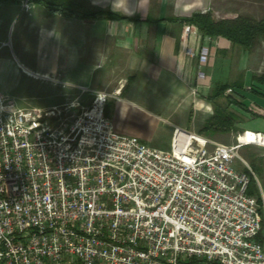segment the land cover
I'll return each instance as SVG.
<instances>
[{
  "label": "built area",
  "instance_id": "built-area-1",
  "mask_svg": "<svg viewBox=\"0 0 264 264\" xmlns=\"http://www.w3.org/2000/svg\"><path fill=\"white\" fill-rule=\"evenodd\" d=\"M116 92L63 109L0 93V264H264L260 205L233 167L255 178L238 150L264 133L226 145L173 126L161 150L114 129Z\"/></svg>",
  "mask_w": 264,
  "mask_h": 264
},
{
  "label": "crops",
  "instance_id": "crops-1",
  "mask_svg": "<svg viewBox=\"0 0 264 264\" xmlns=\"http://www.w3.org/2000/svg\"><path fill=\"white\" fill-rule=\"evenodd\" d=\"M21 1L17 16L22 32L36 41V58L31 68L23 65L24 71L58 75L89 90V100L93 91H117L107 101L105 115L121 134L149 145L150 131L159 122H167L170 132L178 126L160 112L171 117L193 100L219 99L211 97L222 85L218 59L230 44L221 37H203L196 27L172 20L206 12L207 0H82L92 9L124 16L119 20L63 17L35 4L25 11L20 9ZM202 46L209 49L203 63L185 54L186 49ZM199 71L203 78H197ZM169 143L170 138L166 147L150 145L169 150ZM255 157L263 212L259 240L264 250V151Z\"/></svg>",
  "mask_w": 264,
  "mask_h": 264
},
{
  "label": "rangeland",
  "instance_id": "rangeland-1",
  "mask_svg": "<svg viewBox=\"0 0 264 264\" xmlns=\"http://www.w3.org/2000/svg\"><path fill=\"white\" fill-rule=\"evenodd\" d=\"M18 5L19 3L16 2H0V93L22 108L56 106L63 109L64 105L75 101L88 104L89 90L65 82L64 78L58 75L43 76L39 72L24 71V66L31 68L36 58L35 48L33 49L36 41L32 39L33 35L22 32L17 16ZM207 7L204 13L211 14L214 20L240 15L249 16L255 20L264 18V0H207ZM226 42L229 43L227 40ZM228 46H230L227 49L228 52L220 55L218 59L221 60V65L217 69L219 83L243 84L242 89L228 88L225 96L243 100L251 111H243L234 104H228L224 97H219L218 100H193L192 103L183 105L182 110L171 113V117H168L166 112L160 113L163 117L175 122L177 127L198 134L200 127L215 112V106L223 111L232 112L239 118L236 130L216 133L211 137L205 136L215 142L231 145L236 144L238 140L246 141L251 131L264 133V117L253 113H264V97L254 95L251 90L246 89L252 85V76L264 74V40H260L251 51L242 50L238 46ZM258 89L264 93L263 87ZM76 113L75 110H71L68 114ZM167 124V122H159L153 127L150 131L151 145L158 147L168 145L173 131H169ZM261 151L264 149L249 145L240 148L238 153L248 165L252 162L251 165L254 167L255 161L257 162L254 160L255 156ZM233 167L241 172L245 169L239 160H235Z\"/></svg>",
  "mask_w": 264,
  "mask_h": 264
},
{
  "label": "trees",
  "instance_id": "trees-1",
  "mask_svg": "<svg viewBox=\"0 0 264 264\" xmlns=\"http://www.w3.org/2000/svg\"><path fill=\"white\" fill-rule=\"evenodd\" d=\"M10 1L19 2L20 0H0V2ZM35 5H42L46 10L60 14L63 17H76L79 19H89L103 17L105 19L119 20L124 19V16L111 12L110 10L92 9L82 0H31ZM83 9V11L81 10ZM180 24H186L196 27L197 31L203 37L216 38L221 37L229 41L231 46H238L242 50L251 51L260 40H264V18L255 20L249 16H236L234 18L214 20L209 13H192L188 17L174 18ZM251 91L254 95L264 97V93L259 91V87L264 88V74L252 76ZM241 88L243 84H222L213 90L211 97H224L228 104H234L243 111H251L243 102L236 100L231 96H225V91L228 88ZM107 108V106H106ZM215 112L208 118L202 127H200L199 135L211 137L216 133H224L236 130L238 116L232 112H226L219 107H214ZM253 112V111H252ZM254 115L264 117V113L253 112ZM251 164H253L251 162ZM249 164L251 171L255 173L253 165ZM244 171L249 175V184L247 193L255 196L260 205V215L262 212V202L255 178L245 168Z\"/></svg>",
  "mask_w": 264,
  "mask_h": 264
},
{
  "label": "bare ground",
  "instance_id": "bare-ground-1",
  "mask_svg": "<svg viewBox=\"0 0 264 264\" xmlns=\"http://www.w3.org/2000/svg\"><path fill=\"white\" fill-rule=\"evenodd\" d=\"M252 138H253V135L251 134L246 141H252Z\"/></svg>",
  "mask_w": 264,
  "mask_h": 264
}]
</instances>
